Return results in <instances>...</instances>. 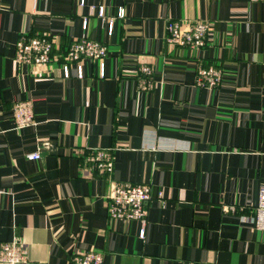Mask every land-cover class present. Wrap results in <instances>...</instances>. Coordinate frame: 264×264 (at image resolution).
Returning a JSON list of instances; mask_svg holds the SVG:
<instances>
[{"label":"crops","instance_id":"0c3cea01","mask_svg":"<svg viewBox=\"0 0 264 264\" xmlns=\"http://www.w3.org/2000/svg\"><path fill=\"white\" fill-rule=\"evenodd\" d=\"M168 18L206 20V44L165 42ZM35 34L54 58L15 61L17 39ZM82 36L107 47L102 77L89 58L82 76L77 62L63 74ZM209 64L222 69L212 89L195 83ZM24 99L35 123L16 128ZM94 147L112 149L115 179L162 191L142 236L139 220L109 219L108 179L82 174ZM263 183L264 0H0V246L24 245L19 264H76L89 250L101 264H264L250 220Z\"/></svg>","mask_w":264,"mask_h":264},{"label":"built area","instance_id":"2783aa9c","mask_svg":"<svg viewBox=\"0 0 264 264\" xmlns=\"http://www.w3.org/2000/svg\"><path fill=\"white\" fill-rule=\"evenodd\" d=\"M103 8H98V16L104 18ZM118 16H123L120 10ZM111 22V20H109ZM209 24L206 20H178L168 18L165 21L164 40L168 44L186 47L189 49L201 48L206 44V35ZM111 29V28H110ZM54 45L46 34L21 35L15 43L14 59L19 63L28 65H45L53 57ZM107 47L101 41L86 36L76 38L62 53V69L64 76H68L69 62H77V76H82L80 61L89 58L98 63L99 76H103L104 58ZM138 71L150 76L152 69L141 64ZM222 69L215 65H197L195 67V83L198 86L215 88L220 85ZM151 85L147 82L146 87ZM12 119L16 128L35 123L32 104L29 99L16 101L12 106ZM29 159L39 157L38 152L27 154ZM82 174L101 175L108 179V194L106 212L109 219L139 220L142 223L140 235L144 233V226L148 213L147 204L156 196L162 198V191L153 188L148 182H131L117 180L112 176L114 163L110 148L94 147L86 151L83 158ZM254 227L264 231V183L260 186L258 202L250 218ZM71 259L76 264H101L102 255L95 251L74 253ZM26 260V248L16 241L4 242L0 246V262L6 264H19Z\"/></svg>","mask_w":264,"mask_h":264}]
</instances>
